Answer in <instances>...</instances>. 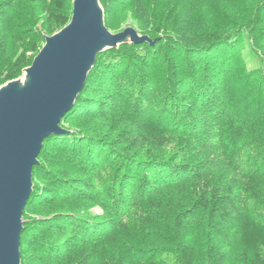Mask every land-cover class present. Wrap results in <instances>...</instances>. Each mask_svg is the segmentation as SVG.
<instances>
[{
	"label": "trees",
	"instance_id": "16d2710c",
	"mask_svg": "<svg viewBox=\"0 0 264 264\" xmlns=\"http://www.w3.org/2000/svg\"><path fill=\"white\" fill-rule=\"evenodd\" d=\"M73 1L0 0V86ZM100 1L156 43L100 52L44 139L21 264H264V0Z\"/></svg>",
	"mask_w": 264,
	"mask_h": 264
},
{
	"label": "water",
	"instance_id": "95a60500",
	"mask_svg": "<svg viewBox=\"0 0 264 264\" xmlns=\"http://www.w3.org/2000/svg\"><path fill=\"white\" fill-rule=\"evenodd\" d=\"M46 41L23 79L0 86V219L11 233L4 259L21 264L23 213L44 139L66 133L61 121L74 105L100 52L122 43L155 44L134 28L113 33L100 0H74L70 22Z\"/></svg>",
	"mask_w": 264,
	"mask_h": 264
},
{
	"label": "rangeland",
	"instance_id": "374dc122",
	"mask_svg": "<svg viewBox=\"0 0 264 264\" xmlns=\"http://www.w3.org/2000/svg\"><path fill=\"white\" fill-rule=\"evenodd\" d=\"M100 2H101V1H100ZM101 5H102V4H101ZM72 11H73V10H72ZM105 24H106V23H105ZM129 27L136 29L140 35H148V34H141V33L139 32L138 25H137V21L134 20L133 17H132V15H130V14H128V13L126 14L125 19H124L123 21H120L119 25H117L115 29H109V28H108V29H109L111 32H113V33H119V32H122V31H124L125 29H127V28H129ZM35 28H38V29L40 30V32H42L43 34H45V37H46V36H51V35H53L54 33L58 32L59 30L62 29V28H61V29L55 31V32L52 33V34H47V33L45 32V31H46V30H45V26L42 24L41 21L35 23ZM148 36H149V35H148ZM45 37H44V39H45ZM149 37H150V36H149ZM45 41H46V39L44 40V42H43L41 48L44 46ZM40 50H41V49H40ZM38 53H39V52H38ZM24 75H25V71H24V69H23V73H22L18 78L23 79V76H24ZM16 79H17V78H16Z\"/></svg>",
	"mask_w": 264,
	"mask_h": 264
},
{
	"label": "snow or ice",
	"instance_id": "6c2138e0",
	"mask_svg": "<svg viewBox=\"0 0 264 264\" xmlns=\"http://www.w3.org/2000/svg\"><path fill=\"white\" fill-rule=\"evenodd\" d=\"M11 247V233L6 228L2 219H0V264H10L9 261L4 259L5 251L10 252Z\"/></svg>",
	"mask_w": 264,
	"mask_h": 264
},
{
	"label": "bare ground",
	"instance_id": "6f19581e",
	"mask_svg": "<svg viewBox=\"0 0 264 264\" xmlns=\"http://www.w3.org/2000/svg\"><path fill=\"white\" fill-rule=\"evenodd\" d=\"M221 150V149H220ZM132 169V168H131Z\"/></svg>",
	"mask_w": 264,
	"mask_h": 264
}]
</instances>
